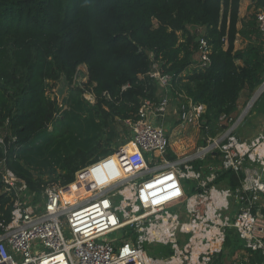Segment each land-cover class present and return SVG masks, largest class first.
<instances>
[{
	"label": "trees",
	"instance_id": "16d2710c",
	"mask_svg": "<svg viewBox=\"0 0 264 264\" xmlns=\"http://www.w3.org/2000/svg\"><path fill=\"white\" fill-rule=\"evenodd\" d=\"M240 2L0 0V129L7 133L0 161L37 193L73 183L117 150L124 121L136 120L143 101H158L161 89L149 76L155 65L170 76L172 99L206 107L198 123L185 124L216 136L225 129L219 116L235 117L242 93L250 97L264 81V35L255 13L239 18ZM199 38L209 49L205 66L197 63ZM237 38L243 48H235ZM80 66L84 83L74 82ZM61 79L60 102L51 93ZM10 210L0 181V224ZM225 249H242L233 230Z\"/></svg>",
	"mask_w": 264,
	"mask_h": 264
},
{
	"label": "built area",
	"instance_id": "2783aa9c",
	"mask_svg": "<svg viewBox=\"0 0 264 264\" xmlns=\"http://www.w3.org/2000/svg\"><path fill=\"white\" fill-rule=\"evenodd\" d=\"M255 17L264 35V5ZM208 55L199 38L198 65L208 64ZM149 76L162 93L157 102L143 101L136 120L124 121L144 162L128 178L64 203L61 191L75 179L37 193L0 161L3 191L11 197L10 219L0 224V264H264V125L249 141L234 135L252 102L237 119L220 115L222 132L166 161L170 143L163 118L169 116L171 78L157 69ZM187 102L180 103L178 121L198 123L206 107ZM5 136L0 129L1 145ZM230 230L242 243L233 254L225 249ZM145 244L172 253L154 258Z\"/></svg>",
	"mask_w": 264,
	"mask_h": 264
},
{
	"label": "rangeland",
	"instance_id": "374dc122",
	"mask_svg": "<svg viewBox=\"0 0 264 264\" xmlns=\"http://www.w3.org/2000/svg\"><path fill=\"white\" fill-rule=\"evenodd\" d=\"M242 8H243V5H242ZM263 41H264V36H263ZM244 46H245V42H243L240 38H237V40L235 41V48L240 49V48H243ZM154 67L157 69L156 65ZM78 69H79V73L77 74L74 82L84 83L86 81L85 67L80 66ZM259 87L255 90L254 93H252L250 97H247L245 96L244 93H242L240 103H239L240 109L238 110V113L235 115L236 119L242 114L244 109L247 107V104L251 101L254 94L259 89ZM66 93H67L66 82L63 79H61L60 81L56 83L55 88L53 89L51 95L53 94L52 96L56 97L58 101L61 102L62 98L66 95ZM161 93L162 91L158 92L157 94L158 97H160ZM84 98L91 101L92 103L94 101L92 95H90L89 93H86L84 95ZM186 100L183 99L181 102L188 103L187 102L188 100L187 101ZM181 102H176V100L172 99L171 96L169 97V104H170V107L173 109H171L170 117L165 116V118H163V122L167 130L169 143L172 144V147L176 149L179 148L178 150H175L176 154L186 155L192 152L191 150L194 147L199 146L200 143L205 140V137L202 136L201 134L198 135L199 134V128H198L199 124L187 126L186 124L181 123L178 125L179 126L178 128H175L174 123L176 122L179 123L177 111L180 107ZM175 111L176 113H174ZM262 125H264V90L261 93V95L257 96L256 99H254V101L252 102L251 108L249 109V112L244 117L243 122L240 124V126L235 130L234 135L241 140L249 141L257 136L260 130V127ZM128 129L129 127L126 124H124V130L121 134L120 145L117 148V150L112 155L109 156V157L111 156L114 157L113 159H111V162H106V163L103 162L101 165H100L101 162H99L96 165V167L91 168L88 172H84L83 175H85L86 177L85 179L89 180V182L85 184L83 180H80L79 186L72 185L71 187H67L63 189L62 191L65 194L66 198L72 197L74 199H79L83 195H86L90 193L91 191L97 188H100L102 185L104 186V184L107 181L109 182H111V180L115 181L118 175L121 173L123 166L128 161L133 163V165L136 164V166H140V163H141L140 158L142 157L138 154L135 146L133 144H130L131 143L130 139L129 140L127 139ZM129 132H130V129H129ZM184 137H186L185 140H184ZM173 154L174 153L170 152V146H169V149L164 159H166V161H171L174 158ZM157 160L158 162L156 164H160L161 160L160 159H157ZM140 178L141 177L134 180L133 183L139 182ZM169 210L173 212L174 208L169 207ZM115 235L118 236V238H121L122 232L117 233ZM112 236L113 235H110L109 238H111ZM144 250L146 251L148 256H151L154 258L166 257L172 253L169 247H164L158 244L156 245L145 244Z\"/></svg>",
	"mask_w": 264,
	"mask_h": 264
},
{
	"label": "bare ground",
	"instance_id": "6f19581e",
	"mask_svg": "<svg viewBox=\"0 0 264 264\" xmlns=\"http://www.w3.org/2000/svg\"><path fill=\"white\" fill-rule=\"evenodd\" d=\"M142 163H140L141 165ZM140 166H136V164L133 165V163L131 162H126L125 165L123 166L122 170H121V173L118 175L117 179L115 181H118L120 179H123V178H128L129 176V172L133 169H138ZM89 170H85V171H81L77 174L76 176V179H75V182L73 183V185H77L79 186L80 184V180H83L85 182V184H87L89 182V180H86L85 178V175L84 172H88ZM115 181H111L112 182H115ZM110 184V183H109ZM62 193V200L64 201V203H69L73 200H69L66 198L65 194L61 191ZM84 196V195H83ZM82 196V197H83Z\"/></svg>",
	"mask_w": 264,
	"mask_h": 264
},
{
	"label": "crops",
	"instance_id": "0c3cea01",
	"mask_svg": "<svg viewBox=\"0 0 264 264\" xmlns=\"http://www.w3.org/2000/svg\"><path fill=\"white\" fill-rule=\"evenodd\" d=\"M242 5H243V8H242ZM263 6H260V7H257L254 3H252L250 0H241L240 2V7H239V18L242 19V18H246L248 17L250 14H252L253 12L256 13L260 8H262ZM243 10V11H242ZM171 108L170 107V104H169V107H168V115L170 117V112H171ZM179 149V148H178ZM174 147H172V144L170 143V152L174 153L173 155H178L176 154V151L175 150H178ZM178 152V151H177ZM112 181V180H111ZM109 181H107L105 185H108Z\"/></svg>",
	"mask_w": 264,
	"mask_h": 264
},
{
	"label": "water",
	"instance_id": "95a60500",
	"mask_svg": "<svg viewBox=\"0 0 264 264\" xmlns=\"http://www.w3.org/2000/svg\"><path fill=\"white\" fill-rule=\"evenodd\" d=\"M263 85H264V83H262V84L260 85L259 88H261ZM258 90H259V89H258ZM258 90H257L256 93L254 94V96H253V98L251 99L250 102H253V101H254V99L256 98V95H257V93H258Z\"/></svg>",
	"mask_w": 264,
	"mask_h": 264
}]
</instances>
